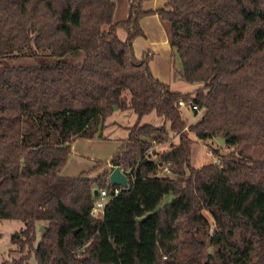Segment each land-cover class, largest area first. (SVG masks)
<instances>
[{
	"label": "trees",
	"instance_id": "16d2710c",
	"mask_svg": "<svg viewBox=\"0 0 264 264\" xmlns=\"http://www.w3.org/2000/svg\"><path fill=\"white\" fill-rule=\"evenodd\" d=\"M148 1L129 0V17L117 21L115 0H0V219L25 223L13 237L15 264H29L31 249L38 264H264V0L143 8ZM151 14L165 24L181 76L201 84L194 91L173 90L153 74L152 54L136 56ZM190 97L204 113L187 124L178 101ZM116 108L138 120L112 158L61 174L75 140L108 138ZM153 111L176 142L165 123L141 122ZM186 128L234 150L215 148L219 162L195 167ZM117 166L127 188L110 182ZM115 187L104 217L92 216L95 189ZM39 220L48 226L34 246ZM202 228L215 247L205 261Z\"/></svg>",
	"mask_w": 264,
	"mask_h": 264
},
{
	"label": "rangeland",
	"instance_id": "374dc122",
	"mask_svg": "<svg viewBox=\"0 0 264 264\" xmlns=\"http://www.w3.org/2000/svg\"><path fill=\"white\" fill-rule=\"evenodd\" d=\"M116 10L114 13L115 20H125L130 14V2L129 0H115ZM154 1V0H153ZM153 1H148L144 3L143 8H157ZM158 14H151L142 18L141 22L143 27L151 39L162 38L166 35L164 31L165 24L160 25L157 18L154 16ZM121 33L126 32L123 28H119ZM159 33V36L157 35ZM149 45L146 44V38L144 36H139L137 39V44L135 45V51L139 55L144 50H146ZM152 51L151 67L154 74L159 77V79L165 83L172 81V89H181L183 92H192L198 85L197 83H190L186 81L180 74L181 71V60L178 53H173L171 47L166 44L158 45L155 48L150 46ZM20 58L17 61H21ZM129 95V93L126 91ZM182 117L187 121V124L197 122L204 113V109H199L197 114L194 113L189 107L181 106ZM138 120V115L131 109L120 110L115 109L114 112L108 117L106 124L108 125L105 129V134L108 138H102L95 136L93 138H81L91 139V144L83 147L82 143L76 148L74 143L72 145V153L69 156L67 163L62 168V172L67 175H78L82 171H88L91 169L96 160L108 161L116 153L119 143L126 138L127 130L126 127L132 126ZM142 123H152L156 125L164 124L168 128L169 142H176L179 139L178 133L173 132L169 129V121L165 117H160L155 111L146 114L141 119ZM185 133L188 134L192 139V157L191 162L195 167H201L205 164H210L213 162H219L218 157L214 154L213 150L218 149L220 153H227L234 150L233 146H226L219 149V142L215 139L202 140L199 139L194 132L185 129ZM169 142L163 145H156L155 148L158 150H164L169 147ZM221 145V144H219ZM224 146V145H221ZM110 168V166H106ZM103 169L96 170L91 173V177L98 176ZM165 169L160 171V174H167ZM210 218V216L208 215ZM212 220V218H210ZM48 226V222L45 220H39L36 222V240L34 246H37L39 241L42 239L43 234ZM25 223L20 219H0V264H15L22 255L18 250L17 244L13 242V237L16 234L21 235V230L24 229ZM212 229L202 228L199 232L195 233V237L198 240L204 242V247L202 249V254L200 258L202 261L207 260L210 254L215 252V247L210 244L209 235L213 232ZM29 264H38V260L34 254L33 249H31L30 255L24 258Z\"/></svg>",
	"mask_w": 264,
	"mask_h": 264
},
{
	"label": "crops",
	"instance_id": "0c3cea01",
	"mask_svg": "<svg viewBox=\"0 0 264 264\" xmlns=\"http://www.w3.org/2000/svg\"><path fill=\"white\" fill-rule=\"evenodd\" d=\"M153 1V0H152ZM165 2H166V0H154L153 1V3H154V5H156V6H158L157 8H149V7H146L145 9H158V8H160V7H163L164 6V4H165ZM154 16V15H153ZM129 17V16H128ZM155 18H157V21H158V23L160 24V25H162V20L160 19V17H158V16H154ZM115 20V19H114ZM141 25H142V22H141ZM142 28H143V30H144V32H145V35H144V37L146 38V44L147 45H149V47L146 49V50H144L142 53H140L139 55L136 53V51H135V54H136V56L137 57H142L143 55H145L147 52L148 53H152V51L153 50H151L150 49V46H153L154 48L156 47V46H158V45H163V44H166V45H168L169 47H171V50L173 51V53H172V55L174 54V53H177V50L174 48V47H172L171 45H170V43H169V39H168V33H167V31H166V28H164V31L166 32V35L162 38V40L160 39V38H156V39H151V38H149V36H148V34H147V32H146V29L143 27V25H142ZM118 35H119V37L121 38V39H126V37H127V33L126 32H124V33H121L120 32V30L118 29ZM156 36H159V33L157 32V35ZM139 37H137L136 39H135V41H134V50H135V45L137 44V39H138ZM181 60V59H180ZM150 65H151V62H150ZM181 65V71H182V63L180 64ZM152 68V67H151ZM181 71H180V74H181ZM153 72V71H152ZM153 74H154V72H153ZM155 75V74H154ZM155 77H157L156 75H155ZM158 79H159V77H157ZM160 80V79H159ZM168 84L171 86V84H172V81H171V79H170V82H168ZM198 84V83H197ZM198 87H199V85H198ZM197 87V88H198ZM173 90H175V89H173ZM175 91H181V92H183L181 89H176ZM91 139H77V140H75V143H74V147H78L79 146V144H81L82 143V146L83 147H85V146H88L89 144H91L92 143V141H90ZM120 144L121 143H119V145H118V147L120 146ZM61 174H63V175H65V176H77V175H67L66 173H63V172H61Z\"/></svg>",
	"mask_w": 264,
	"mask_h": 264
},
{
	"label": "built area",
	"instance_id": "2783aa9c",
	"mask_svg": "<svg viewBox=\"0 0 264 264\" xmlns=\"http://www.w3.org/2000/svg\"><path fill=\"white\" fill-rule=\"evenodd\" d=\"M179 106L189 107L192 110H198L199 105L193 100V98L180 99L178 101ZM168 173L170 172L167 167L164 168ZM120 192L119 187H115L112 192L107 188L98 190L95 194L94 202L91 208V215L97 218H103L108 202Z\"/></svg>",
	"mask_w": 264,
	"mask_h": 264
},
{
	"label": "water",
	"instance_id": "95a60500",
	"mask_svg": "<svg viewBox=\"0 0 264 264\" xmlns=\"http://www.w3.org/2000/svg\"><path fill=\"white\" fill-rule=\"evenodd\" d=\"M216 140L219 144L224 145L225 139L221 137H216ZM110 182L113 185H118L127 188L129 186V179L128 176L121 170L119 166L115 167L112 172L110 173ZM95 194L98 193V189H95ZM16 237H19V234H16Z\"/></svg>",
	"mask_w": 264,
	"mask_h": 264
}]
</instances>
